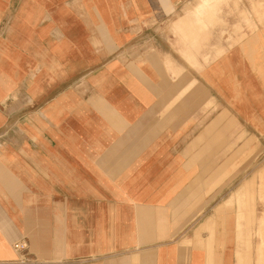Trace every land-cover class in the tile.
<instances>
[{
  "label": "crops",
  "instance_id": "crops-1",
  "mask_svg": "<svg viewBox=\"0 0 264 264\" xmlns=\"http://www.w3.org/2000/svg\"><path fill=\"white\" fill-rule=\"evenodd\" d=\"M192 3L0 0V264H236L195 216L223 131L264 129V24Z\"/></svg>",
  "mask_w": 264,
  "mask_h": 264
},
{
  "label": "rangeland",
  "instance_id": "rangeland-1",
  "mask_svg": "<svg viewBox=\"0 0 264 264\" xmlns=\"http://www.w3.org/2000/svg\"><path fill=\"white\" fill-rule=\"evenodd\" d=\"M191 5H195L191 9L205 14L226 12V20L222 22H228L229 16L236 20L233 31L238 38L243 36L239 29L253 30V19L260 26L264 24V0H195ZM240 124L223 131L222 172L216 180L221 183V193L206 195V211L193 212L197 213L196 220H214L207 226L203 221L196 234L202 230L213 232L216 219L237 218L240 234L236 236V264H264V129H258L252 122ZM15 133L20 137V130ZM5 137L3 130L0 139ZM214 201L220 203L212 211L209 208Z\"/></svg>",
  "mask_w": 264,
  "mask_h": 264
},
{
  "label": "built area",
  "instance_id": "built-area-1",
  "mask_svg": "<svg viewBox=\"0 0 264 264\" xmlns=\"http://www.w3.org/2000/svg\"><path fill=\"white\" fill-rule=\"evenodd\" d=\"M12 247L15 251L19 252L21 254L19 261L25 262L27 259L24 257V251L27 250V242L25 239L21 238L13 242Z\"/></svg>",
  "mask_w": 264,
  "mask_h": 264
},
{
  "label": "bare ground",
  "instance_id": "bare-ground-1",
  "mask_svg": "<svg viewBox=\"0 0 264 264\" xmlns=\"http://www.w3.org/2000/svg\"><path fill=\"white\" fill-rule=\"evenodd\" d=\"M206 242V241H205ZM264 262V261H263Z\"/></svg>",
  "mask_w": 264,
  "mask_h": 264
}]
</instances>
